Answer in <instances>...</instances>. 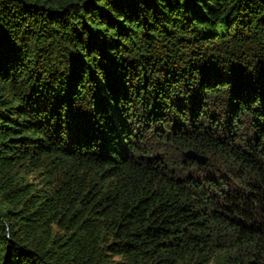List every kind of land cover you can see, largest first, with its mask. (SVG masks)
<instances>
[{"label": "trees", "instance_id": "obj_1", "mask_svg": "<svg viewBox=\"0 0 264 264\" xmlns=\"http://www.w3.org/2000/svg\"><path fill=\"white\" fill-rule=\"evenodd\" d=\"M0 264H264V0H0Z\"/></svg>", "mask_w": 264, "mask_h": 264}, {"label": "water", "instance_id": "obj_2", "mask_svg": "<svg viewBox=\"0 0 264 264\" xmlns=\"http://www.w3.org/2000/svg\"><path fill=\"white\" fill-rule=\"evenodd\" d=\"M184 156L188 159H193L195 160L199 165H204L207 161V159L203 156H197L194 152L192 151H187L184 153Z\"/></svg>", "mask_w": 264, "mask_h": 264}, {"label": "rangeland", "instance_id": "obj_3", "mask_svg": "<svg viewBox=\"0 0 264 264\" xmlns=\"http://www.w3.org/2000/svg\"><path fill=\"white\" fill-rule=\"evenodd\" d=\"M187 151H185L184 153H186ZM184 153H183V157L186 159V160H193V159H188V158H186L185 156H184ZM193 161H195V160H193Z\"/></svg>", "mask_w": 264, "mask_h": 264}]
</instances>
